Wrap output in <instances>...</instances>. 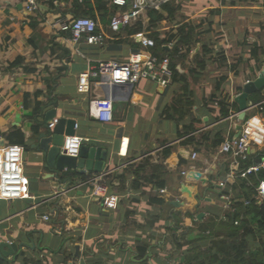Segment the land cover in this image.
<instances>
[{"label": "crops", "instance_id": "0c3cea01", "mask_svg": "<svg viewBox=\"0 0 264 264\" xmlns=\"http://www.w3.org/2000/svg\"><path fill=\"white\" fill-rule=\"evenodd\" d=\"M38 2L40 10L31 13L26 8L27 0H0V144L14 141L25 146L24 165L31 194L25 199H0V242L29 245L17 254L7 257L0 254L1 264H126L124 260L128 256L136 263L141 261L138 255L143 246L147 247L146 254H153L157 259V254L162 252L156 249L154 242L166 232L171 221H176L173 213H185L181 226L175 225L185 232L189 223L192 224L186 217L187 212L200 213L205 209L202 219L193 218L196 222L211 218L218 211L216 206L223 207V211L232 209L221 193L229 195V200L236 196L233 201H245L243 195L240 198L234 192L238 179L230 177L234 161L224 145L241 135L246 121L239 120L240 107L235 97L243 92L248 81L256 79L254 74L259 75V69L253 70L256 60L251 51L256 44L264 46L257 40L249 44L244 35L250 29L258 34L262 30L264 0L173 1L178 7L175 18L163 20L157 30L177 34L184 23L195 28L190 44L173 40L166 46L171 50L168 56L175 64L177 78L167 87L149 80L141 81L131 92L126 86L122 87L113 96L116 98H113L114 120L108 123L91 115L93 93L79 91L80 73L90 63L127 61L136 52L153 53L152 48L140 45L133 36L120 41L126 38L125 32L110 30L114 9L109 0L104 1L107 13L99 12L95 17L99 29L107 35L103 45H75L67 33L59 30L55 25L56 17L72 16L73 11L64 6L63 0H54L57 9L50 7L51 0ZM63 8L67 13L63 14ZM33 19L40 20L34 28L30 25ZM139 22L142 30L149 34L148 15ZM243 52L248 53V62H236L233 56ZM186 55H189L188 71L184 61L181 62ZM263 56L261 52V60ZM18 57L23 59L21 66L11 67ZM215 60L223 65V75L210 74V64ZM40 89L43 90L40 96L25 99V94ZM260 90L263 97L258 103L251 99L253 93L249 95L247 114L251 111L250 117L264 121L259 114V106L264 104V87ZM99 92L112 95L109 88H100ZM189 98L194 105L185 118H180L175 107L180 108V101ZM220 100L228 106L227 116L221 113ZM38 105L40 111L36 114ZM51 109H56V118L76 120V134L82 137L83 144L107 151L105 171L84 179L79 176L72 182H60L44 168L42 154L35 146L36 135L46 126L45 114ZM192 119L201 121L202 125L184 134ZM35 125L39 127L38 133H33ZM220 132L223 141L218 146L202 139L203 136L214 139ZM190 138L194 140L188 141ZM263 145L264 138H260L258 146H252L254 151L247 160L253 154L257 158ZM167 149L169 155H165ZM194 152L196 158L192 157ZM192 171L202 173L207 181L195 179ZM102 174H106L104 195L119 196L116 209H106L103 201L93 194L92 186L82 184ZM222 180H228L223 189L218 184ZM162 181L165 182L163 187L160 186ZM250 183L256 184L248 181L246 185ZM184 187L191 191L192 197L184 192ZM151 195L165 199L166 203L153 204ZM174 199L180 201V206L172 205ZM202 200H205L203 204ZM44 215H49L50 219L44 220ZM165 236L166 233L157 241L160 246L165 243ZM76 244H80L78 255ZM105 246H109L107 251L102 249ZM93 257L97 261L92 262Z\"/></svg>", "mask_w": 264, "mask_h": 264}, {"label": "built area", "instance_id": "2783aa9c", "mask_svg": "<svg viewBox=\"0 0 264 264\" xmlns=\"http://www.w3.org/2000/svg\"><path fill=\"white\" fill-rule=\"evenodd\" d=\"M175 0H109L113 10L110 18L109 28L115 33H120L127 27L146 17L149 10H161L163 5ZM38 0H27L26 8L29 12L35 13L40 10ZM55 25L69 35V39L75 45L85 43L87 45H103L107 39L104 31L99 29L95 18L89 16H57ZM140 45L153 48L155 40L146 31H140L133 35ZM174 71L171 67V59L168 55L157 56L154 53L136 52L127 61L109 60L99 63H90L79 75L78 87L81 93L92 94L90 100V113L96 120L102 123L114 120V99L111 94L104 95L99 92L100 88H109L114 84L137 85L143 80H149L162 87L169 86L173 81ZM256 117H250L245 121L241 135L227 141L224 145L227 151L233 156L234 166L230 177L249 179L250 175H256L258 182L251 184L254 188L253 199L258 205H264V178L258 174L264 169V159L254 164L246 165L244 162L249 158L258 140L249 136L247 126ZM259 120L258 118H256ZM260 121V120H259ZM57 118L48 123L49 129H54ZM78 124L76 123L75 129ZM255 141V142H254ZM83 145V139L77 134L65 136L61 151L67 155L78 156ZM25 146L16 143L0 144V199L16 200L30 198V179L26 174L24 165ZM193 158L197 153L192 154ZM106 174L94 176L85 180L82 184L92 186L93 194L103 201L106 209H116L119 203V196L115 193L104 195L103 184ZM235 181V180H234ZM228 180H222L218 184L223 189L227 186ZM165 190H161L164 192ZM227 201L229 195L221 193ZM250 201H246L249 204ZM232 204V203H231ZM229 206V205H228ZM49 220V215L43 216ZM1 264V257H0Z\"/></svg>", "mask_w": 264, "mask_h": 264}, {"label": "trees", "instance_id": "16d2710c", "mask_svg": "<svg viewBox=\"0 0 264 264\" xmlns=\"http://www.w3.org/2000/svg\"><path fill=\"white\" fill-rule=\"evenodd\" d=\"M62 1V0H60ZM64 6L69 9L71 8L73 18H77L79 16H89L95 18L97 13L106 12L107 13V5L104 1L106 0H63ZM50 7L52 9H57V5L54 0H51ZM176 6L173 5V2L167 3L163 5L161 10H149L147 15L149 17V26L148 32L150 37L155 40V47L152 48L153 53L157 56L169 55L171 50H167V45L173 40H176L178 44H190L193 41V33L195 28L190 26L188 23L182 24L177 34L173 33H163L157 30L159 24L167 19V18H175L177 12ZM64 9V8H63ZM63 14L67 13L66 10H62ZM167 13V16L166 14ZM75 16V17H74ZM40 22L37 19L31 20L30 25L34 28ZM143 28L141 22H137L134 25H131L124 29L123 31L127 35L126 38L119 39L120 41H125L131 38V36L140 32ZM176 43V44H177ZM209 52V49H206ZM261 52H264V48L260 47L258 44L254 46L251 51V56L256 60V67L254 69H260L262 66V60L260 59ZM171 59V67L174 71L173 80L177 77V70L175 64ZM23 59L18 57L13 63H11V67L21 66ZM49 88V87H48ZM184 90H188L187 87H184ZM43 93V90H36L33 93L25 94V99L28 100L30 97H38ZM261 90L254 92L251 95V99L254 103H258L262 100ZM180 108L175 107V112L178 113L180 118H185L189 113L191 108L194 105L193 99L189 98L183 101H180ZM220 110L223 116H227L229 114L227 104L220 100ZM237 107V104L234 103ZM36 114L40 111V105L36 108ZM259 114L264 116V104L259 106ZM202 125V122L197 119H192L190 126L186 128L184 134H189L195 130H197ZM250 126L255 127V131L249 133L251 138H254L260 142V138H264V121H259L256 118L252 119L249 123ZM33 133H38L39 127L37 125L32 128ZM183 135V134H181ZM23 137V135H22ZM205 139L210 142L213 146H218L223 141L222 133H217L214 139H210L209 136H203L202 139ZM189 140H194V138H190ZM16 143V142H11ZM170 150L167 149L165 155H169ZM256 154H253L252 158L248 161L246 160L244 163L246 165H250L254 160L258 158H264V150L258 153V157L255 158ZM259 178H264V169L261 170L258 174ZM87 178L82 176V179ZM248 181H254V183L258 182L256 175H250L249 179L239 178V184H235L234 188L240 186L243 189L242 195L245 200L250 199L249 204H245V201H234L233 203V211L226 213V216L221 217L220 221H215L214 217L203 219L202 221H194L193 218L195 214L193 212H187L186 217L191 219V223L186 228L184 233V237L176 238L177 247L183 248L187 244H192L200 240H204L207 238H212L210 251L208 255H210L209 260L212 261V264H264V205H258L256 200L251 198V194L254 191V187L252 185L247 186ZM164 181L160 183V186H164ZM153 204L163 205L166 203L165 199L158 198L156 195H151V199ZM214 214V213H213ZM173 217L176 218V214L173 213ZM182 222V221H181ZM178 226H181V223L177 222ZM195 225V226H194ZM193 233L191 236L188 235ZM226 236L228 240H220L219 238ZM250 236L251 239H258V249L254 251L252 247H250V240L248 239ZM186 237V238H185ZM229 238H233L229 241ZM201 248L195 247L194 250H199ZM147 247L143 246L139 250V255L141 257L146 255ZM200 251V250H199ZM199 254L196 256L187 255L185 258V264H206L207 260L199 259ZM195 260V261H194ZM196 262V263H195Z\"/></svg>", "mask_w": 264, "mask_h": 264}, {"label": "water", "instance_id": "95a60500", "mask_svg": "<svg viewBox=\"0 0 264 264\" xmlns=\"http://www.w3.org/2000/svg\"><path fill=\"white\" fill-rule=\"evenodd\" d=\"M126 86L129 92L134 88L132 84H114L110 87L112 96H116L122 87ZM264 87V66L255 80L248 81L242 93L235 97V101L239 104L240 114L239 120L245 121L247 111L250 107L248 97ZM108 89V87L106 88ZM116 99L115 97H113ZM56 109L48 110L45 114V127L36 135L37 142L35 144L38 151L42 154L44 168L60 182H72L76 177L98 174L105 171L107 168L108 153L102 147L90 146L83 144L78 156L67 155L61 151V146L65 136L76 134V120L73 118L59 117L54 129L48 128V123L56 118ZM240 130V125L237 126ZM239 134V133H238ZM237 134V135H238ZM191 176L205 183L207 180L202 177L200 172H191ZM192 197L191 191L187 187L183 188ZM197 197V196H195ZM172 205L180 206V201H171ZM200 203V202H199ZM205 216L204 212L197 215V219H202ZM27 243H9L7 241L0 242V254L7 257L13 254L20 253L23 247H28ZM76 255L79 254L80 244L75 245Z\"/></svg>", "mask_w": 264, "mask_h": 264}, {"label": "rangeland", "instance_id": "374dc122", "mask_svg": "<svg viewBox=\"0 0 264 264\" xmlns=\"http://www.w3.org/2000/svg\"><path fill=\"white\" fill-rule=\"evenodd\" d=\"M73 16H71V18H72ZM75 17V16H74ZM250 29V28H249ZM256 31H254V30H251L250 29V32L248 31V32H246L245 33V38H247L248 37V42H249V44H253L254 42H256V40L257 41H260V44L261 45H263L264 46V26L262 27V30L259 32V34L258 33H255ZM240 36V35H239ZM248 44V45H249ZM189 55H186L185 56V60H182L181 62H183L184 63V67L186 68V70L188 69V62L186 61L187 60V58L189 59V57H188ZM219 56V55H218ZM242 56V58H244L243 60H241L240 59V57ZM247 56H248V53H238V54H235L234 56H233V59L236 61V62H238V60H240V61H244V62H248V59H247ZM171 57V56H170ZM219 58H220V56H219ZM218 59V58H217ZM247 59V60H246ZM262 66H261V68L259 69V73L261 72V70H262V68H263V66H264V56L262 57ZM178 61L180 60V59H177ZM239 61V62H240ZM250 61V60H249ZM236 62H232V60H231V63L232 64H236ZM210 66H211V69H210V74L211 75H223V72L222 71H224V69H222L221 70V68H222V64H221V62L220 61H218V60H215L214 62H212L211 64H210ZM239 66V64H237V67ZM219 70H221V71H219ZM188 71V70H187ZM220 72H222V73H220ZM231 72H233V71H231ZM225 74V73H224ZM227 74H228V72H227ZM229 75V74H228ZM254 76L257 78L258 77V75L256 76L255 74H254ZM217 77H219V76H217ZM252 80H255V78H253ZM253 114V112H249L248 114H247V118H246V120L248 119V118H250V116ZM264 117V116H263ZM255 142V141H254ZM254 144H256L257 146H258V144L257 143H254ZM261 148H259L260 150H264V145L263 146H260ZM237 184H239V182H237ZM242 188L240 187V186H238L235 190L236 191H234L237 195H239L240 196V198H242L243 196H242V190H241ZM201 191H203V190H200V192ZM238 196V197H239ZM235 197L236 196H234L232 199H231V201H230V206H232V208H233V203H234V199H235ZM253 197V192H252V194H251V198ZM214 199H215V201L216 202H218L219 200H218V198H217V196H215L214 197ZM237 199V198H236ZM175 200V199H174ZM177 200V199H176ZM245 201H250V199H246ZM205 202V200H202V204ZM221 202V201H220ZM231 203H232V205H231ZM203 208H205V206L204 207H202L201 209H203ZM216 209L218 210V211H223V207H221V206H216ZM205 210V209H204ZM204 210H202V212H204ZM217 211V212H218ZM227 211H233V209H227V210H224L223 212H219L218 213V215H216L217 214V212H216V214H213L212 216L214 217V219H215V221H220V219H221V216H223V213H226ZM198 211H193V213L195 214V219L197 220V215L199 214V212L197 213ZM201 212V211H200ZM182 215H184L185 216V213H183V214H180V215H176V221H171L172 223L171 224H169V226L168 227H166L165 229H166V232H163L162 234H160L159 236H157L156 237V240H155V242H154V245H156V249H159V250H161V252H162V254H157V259H155L154 257H152V255L153 254H150V255H148V254H146V255H144V256H142L141 255V261L140 262H134V263H132V261H130L131 260V256H128V257H126V260H124V262L126 263V264H150V262L152 263V264H157L156 262H154V261H159L161 264H185V258L187 257V255H193V256H196L197 254H199V259H204V258H206V260H207V262H206V264H212V261L211 260H209V258H210V255H208V252L210 251V247H211V241H212V238H207V239H204V240H201V241H197V242H195V243H192V244H187L186 246H185V248H179V247H177V243H176V238H181V237H184V230H182V229H179V228H177L175 225H177V222L179 223V222H181L182 221ZM224 217V216H223ZM222 217V218H223ZM175 218V217H174ZM178 226V225H177ZM164 229V230H165ZM164 233H166V236H165V238H164V241H165V243L163 242V245H159V243L157 242V241H159V240H161V239H163V235H164ZM186 238V237H185ZM220 240H228L227 238H226V236H223V237H221V238H219ZM233 238H229V241H231ZM249 240H250V247H252L253 249H255L254 251H256L257 249H258V245H259V243H258V239L257 240H255V239H251L250 238V236H249V238H248ZM195 247H198V248H201V249H199L198 251L197 250H194V248ZM107 248H109V246H105L104 248H102V249H104V251H107L106 249ZM111 248V247H110ZM115 249H117V250H119L118 249V247H114ZM116 250V251H117ZM160 252V251H159ZM158 252V253H159ZM117 253H119L118 251H117ZM138 256H140V255H138ZM160 256H161V258H162V260H161V258H160ZM92 259V262L95 260V261H97V258L96 257H93V258H91ZM90 259V260H91ZM123 261V260H122ZM195 261V260H194ZM196 263V262H195ZM197 264H199V262H197Z\"/></svg>", "mask_w": 264, "mask_h": 264}, {"label": "bare ground", "instance_id": "6f19581e", "mask_svg": "<svg viewBox=\"0 0 264 264\" xmlns=\"http://www.w3.org/2000/svg\"><path fill=\"white\" fill-rule=\"evenodd\" d=\"M247 130H248V132L252 133L255 131V127L248 125Z\"/></svg>", "mask_w": 264, "mask_h": 264}, {"label": "clouds", "instance_id": "9594fccd", "mask_svg": "<svg viewBox=\"0 0 264 264\" xmlns=\"http://www.w3.org/2000/svg\"><path fill=\"white\" fill-rule=\"evenodd\" d=\"M1 257V256H0Z\"/></svg>", "mask_w": 264, "mask_h": 264}]
</instances>
